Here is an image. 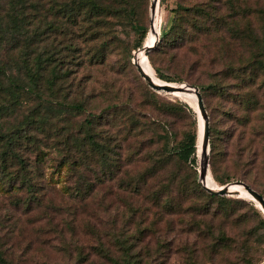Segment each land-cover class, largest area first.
Masks as SVG:
<instances>
[{"label":"rangeland","instance_id":"374dc122","mask_svg":"<svg viewBox=\"0 0 264 264\" xmlns=\"http://www.w3.org/2000/svg\"><path fill=\"white\" fill-rule=\"evenodd\" d=\"M94 1L107 8H93L90 0L17 2L32 23L29 31L47 29L45 42L31 44L30 52L35 56L44 43L47 77L55 82L38 112L44 130L34 131L37 140L23 153L49 189L46 199L57 207L45 204L28 215L13 200L19 195H0V228L14 235V263L262 264L261 206L246 195L227 198L247 205L211 200L199 179L196 95L153 90L133 62L152 34V0ZM0 5L1 17L8 7ZM201 5L216 9L223 21L215 24L208 16L196 23ZM74 6L76 20L65 14ZM261 9L264 0H159V39L147 57L162 82L209 86L200 93L209 114V144L218 151L213 155L209 145L207 176L215 186L225 185L217 177L240 178L264 196V83L249 63L260 37ZM167 41H173L169 48ZM23 45L12 52L0 46V63L18 59ZM3 83L0 105L8 108L0 120L6 132L32 114L34 105H13L9 82ZM65 102L84 103L86 110H69ZM88 120L103 144L98 152L86 143L76 149ZM185 180L202 187L186 191ZM75 191L86 197L74 198ZM186 209L198 216L191 233L178 218ZM200 230L207 236L200 237Z\"/></svg>","mask_w":264,"mask_h":264},{"label":"trees","instance_id":"16d2710c","mask_svg":"<svg viewBox=\"0 0 264 264\" xmlns=\"http://www.w3.org/2000/svg\"><path fill=\"white\" fill-rule=\"evenodd\" d=\"M20 1L21 3L24 0H0L5 4L2 9H4L7 5L8 13L2 14L0 17V46L4 49L10 48L9 51H15L19 49V42H23L24 49H21V56L16 58H11L7 66L5 64L0 63V90H3V80H8L10 87V92H12L11 100L13 105L17 107H24L25 104L27 106L34 105L33 113L26 116V118L20 122L19 124L12 126L6 132L3 131L4 126L1 124L0 120V195H11L14 194L19 195L16 196L15 203L16 206L24 211V214L30 215L31 212H36L37 210H41V207H46L45 204H49L51 207H57V205L50 203L47 200L46 193L44 191H49L44 181L40 180L38 174H36V169L33 166L32 159L23 153L26 151L27 146H32L36 142V133L38 130H44V122L40 120V115H38L39 111H42L43 105L46 103V90L51 89L54 86V79H49L47 77V73L49 72V61L47 60L48 51L46 46L38 45L35 48L33 53H36L35 56L31 55L30 46L31 44L39 41L45 42L47 29L44 32L41 31V26H36L35 33L34 31H29L28 27L32 24L26 18L27 14L21 7V12L17 9L20 8V5L17 3ZM44 0H39V3H42ZM91 3L89 5L93 8L106 9L107 7H101L94 0H90ZM77 5V4H76ZM1 6V5H0ZM207 7V5H205ZM204 5L199 6V11L194 17L196 18V23L202 24L206 21V17L212 16V22L218 24L219 21H223V17L217 15L216 9H208L205 8ZM77 7H68L66 9V15L69 18L77 19ZM7 11V10H6ZM260 19H261V32L260 37L257 38V45L255 47V52L250 53L251 57L249 60L250 70L253 68V74L262 78V82L264 83V9L259 11ZM36 19V18H35ZM217 19V20H216ZM3 21L5 23H3ZM183 21L181 20V23ZM47 24V23H46ZM47 26V25H46ZM182 27L185 25L181 24ZM31 33H34L33 36ZM168 35V34H167ZM165 34L163 39L168 38ZM34 38V39H33ZM173 42V41H172ZM171 41L165 44L167 48L173 45ZM29 48V49H28ZM151 52V51H150ZM47 55V56H46ZM9 64V65H8ZM249 70V69H244ZM251 73L250 78H253L254 75ZM162 78V76H161ZM222 86L217 85L216 88L220 89ZM200 91L209 89L208 87H198ZM244 99V98H243ZM249 100H243L244 104H249ZM65 105L69 110H86L84 103H76V102H65ZM206 107V106H205ZM8 106L0 105V118L7 111ZM207 110V109H206ZM208 112V111H207ZM209 115V114H208ZM235 118V116H234ZM95 122L92 120L85 121L84 124V139L82 142H77L76 149H80V146H84L85 143L88 148L92 152H98L100 147L103 145L98 141L95 132ZM211 132L209 126V134ZM125 140V139H124ZM26 143L25 147L24 144ZM80 144V146H79ZM195 140L193 139L191 145L189 147L188 155H186L187 160L189 159L190 154L194 151ZM211 153L213 155L216 154L217 148L214 143H210ZM23 150V151H22ZM31 150V149H30ZM29 150V151H30ZM39 151V149H36ZM82 150V149H80ZM237 148V153H238ZM178 159H184L182 155H178ZM195 162V158L191 160V162ZM217 180L221 184H229L234 183L230 178L227 181L223 179ZM188 180H185L184 189L189 192H193L196 189H201V185L193 186V183H188ZM235 182H244L243 179L237 178ZM245 183V182H244ZM147 185V184H146ZM145 185V186H146ZM90 185L88 189L90 190L92 187ZM128 189L133 190L131 187H127ZM135 190H141L139 187H135ZM46 191V192H47ZM73 194V193H72ZM261 194V193H260ZM24 195L26 197H24ZM263 196V194H261ZM209 199H219L222 203L226 205L236 204V205H247L246 202L242 199H232L227 198V196L222 197L220 195L207 194ZM86 197L80 191H75L74 198L83 199ZM264 197V196H263ZM54 202V201H53ZM172 208L171 205H168ZM46 211V210H43ZM186 211L183 212L182 218L189 224L188 232H192L194 229V225L197 223V215H194L193 212L190 214ZM175 214L172 213L171 216ZM173 218V217H172ZM172 218L167 222V224L172 225ZM177 218V220H179ZM166 224V225H167ZM182 228L183 231L187 230V225ZM199 228V227H197ZM148 231L152 228L146 227ZM5 229L0 228V264H15L12 245L9 241L14 238L9 232H5ZM200 237L207 236L206 233L200 230Z\"/></svg>","mask_w":264,"mask_h":264},{"label":"water","instance_id":"95a60500","mask_svg":"<svg viewBox=\"0 0 264 264\" xmlns=\"http://www.w3.org/2000/svg\"><path fill=\"white\" fill-rule=\"evenodd\" d=\"M159 4V0H152L151 3V28L153 26L154 17L156 15V9L157 5ZM159 39V34H157V40ZM157 42V41H156ZM156 42L153 46H144L143 49L146 53V56L150 53V51L155 48ZM134 64L136 65L139 74L141 77L147 82V84L155 91L163 92V93H188V94H194L197 97V107L199 110V113L201 117L204 120V131L202 136V143H201V152H202V161L199 171V179L204 187V189L213 195H220V196H231V197H245L241 194L239 190L235 191L233 188H241L245 193L246 197L253 199L256 203H258L263 212H264V197L257 192L255 189H253L249 184L244 182H234L226 184L220 189L215 190L211 187H208L204 184V181L207 177V174L209 173L208 167H209V142H210V134H209V115L206 110L204 101L202 99V95L200 93V90L198 87H194L188 83L184 84H175V83H168V82H162V83H155L147 73H145L143 67L139 65L136 61V56L133 60ZM264 264V262L262 263Z\"/></svg>","mask_w":264,"mask_h":264},{"label":"bare ground","instance_id":"6f19581e","mask_svg":"<svg viewBox=\"0 0 264 264\" xmlns=\"http://www.w3.org/2000/svg\"><path fill=\"white\" fill-rule=\"evenodd\" d=\"M157 11H158V5H157V9H156V15H157ZM156 15L154 17L153 26L151 28L152 34H151V37L149 38V42L147 43L148 45H146V47L153 46L155 44V42L157 41V34H159V29H158V26L156 23ZM136 61L139 65H141L143 67L145 73H147V75H149L155 83H162V81L160 79L155 77V75L153 73L154 71H152V69L148 65V57L146 56L144 49H142L136 55ZM173 94H188V93H173ZM197 110H198V107H197ZM198 113H199V110H198ZM199 115H200V113H199ZM200 117H201V115H200ZM203 131H204V120L201 117V125H200L201 143H202ZM204 184L208 187L215 189V190L220 189V188L215 186L214 182L212 181V179L209 176L206 177ZM233 190H235V191L239 190L242 195H246V193L241 188H233Z\"/></svg>","mask_w":264,"mask_h":264}]
</instances>
